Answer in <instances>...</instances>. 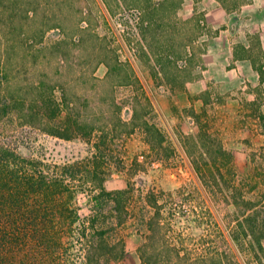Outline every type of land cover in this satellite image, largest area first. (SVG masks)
Here are the masks:
<instances>
[{"label":"rangeland","instance_id":"374dc122","mask_svg":"<svg viewBox=\"0 0 264 264\" xmlns=\"http://www.w3.org/2000/svg\"><path fill=\"white\" fill-rule=\"evenodd\" d=\"M214 5L227 12L235 40L251 35L250 54L264 80V29L253 26L264 19V0H0L2 106L10 88L26 104L46 80L56 85L58 121L69 118L74 125L88 115L98 125L118 118L131 122L132 103L140 102L148 106L139 113L165 137L153 147L141 129L120 134L101 146L96 163L97 132L71 139L52 135L43 130L49 124H21L20 105L10 109L9 102L0 141L34 160L24 166L50 180L75 174L63 185L51 181L44 191L25 196L24 210L34 211L61 242L55 250L22 247L17 256L25 264H141L143 255L155 261L159 232L185 255L180 264H264V249L232 238L242 232L239 221L249 205L260 213L256 225L264 222V83L223 93L208 81L200 107L185 90L213 40L216 29L206 13ZM62 87L67 99L82 106L78 111H66ZM208 150L212 157H202ZM101 185L127 191L121 212L111 211L113 204L98 211L94 196ZM94 215L109 248L88 246Z\"/></svg>","mask_w":264,"mask_h":264},{"label":"trees","instance_id":"16d2710c","mask_svg":"<svg viewBox=\"0 0 264 264\" xmlns=\"http://www.w3.org/2000/svg\"><path fill=\"white\" fill-rule=\"evenodd\" d=\"M61 42L60 45H69V43H65V41ZM66 66L69 67L70 65L66 64ZM111 68L112 67H110V70ZM41 83V86L37 85L38 88H40L37 95L32 96L31 102L26 104H24V102H20L18 98L14 96V90L16 88H10L9 91H6L3 96V106L0 103V119L7 112L9 113L7 108L10 105L8 104L9 102H12V106L9 107L10 109L14 108L16 110L20 105L21 111L19 114L22 115L21 120H23V122H21V124L23 125H33L35 121L39 122L41 125L49 124L50 129L43 130L64 139H71L80 133L92 135L97 132L99 134V141H97L94 146L98 153L93 156V160L96 163H98L96 159L103 151H101V148L107 147L110 139H117L120 134L132 133L135 129H141L145 134L147 142L153 147L162 146L165 142V137L161 129L153 123H150V121L144 117V114L139 113V108L145 110L146 106H148H145L140 102H138V104L132 103L134 113L131 122L118 118L119 121L105 122L104 124L98 125L97 122L99 121H96V118H89L88 115L83 118L78 117L75 120L74 125L69 118H65L62 122L58 121V112L61 111L60 109L62 108H60L61 105L58 104L56 99L53 97L54 87L56 85H51V82L49 81L47 83L46 80L41 81ZM33 84H35V82ZM67 84L68 87H73L72 84ZM61 86H63V83ZM62 92L63 98H66L64 107L69 114H71V111L76 112V110L78 111L80 107H82L73 99H67L68 93L65 90V87H62ZM78 106H80L79 109ZM119 108H122V103ZM130 125L132 126L131 128ZM119 127L125 128V132L122 131V129L121 131L118 130ZM201 156L212 157L210 150L207 152L203 151ZM24 164H30V166H33L34 160L23 158L0 141V264H25L24 260L19 259L17 256L19 250H21L24 246H37L44 244L47 245L48 248H54L55 250L56 246L59 247L61 244V242L58 241L57 236L52 237L49 232L50 229L46 227V223L43 224L44 226L42 227L40 219L36 216L34 211H29V213H27L24 210L26 202L25 196L47 189L48 187H44V185L51 181L56 186L63 185L67 176L75 178V174L70 175L69 173H62L61 179L57 177V179L50 180L49 177L43 173V171L35 169V167L31 169L24 166ZM64 170L69 172L68 167H65ZM99 188V193L94 196V201H96L98 211L102 212L108 205L113 204L110 205L111 211L121 212L123 209L122 202L127 191H107L103 185ZM6 189L9 190L8 195L11 196L7 201L4 200L6 197ZM251 206L252 205H249L243 210L244 218L239 221V226L241 227L242 232L234 233L232 238L237 244L241 240L249 239L250 245L255 249V251L259 249L263 250L264 222L260 227L256 225L259 217L258 214L260 213L255 212ZM248 210L254 212L248 214ZM98 222V216L94 215L89 218L88 229H90V237L88 239V246L97 250L103 249L104 247L109 248L110 245L105 238L103 227H99L97 224ZM83 235L87 236L86 230ZM156 238H159L157 243H159V246L161 247V250L154 255L157 260L153 261L151 257H145V255H143L144 259H142L141 264H146V262H149V264H180L179 260L184 259L185 257V255H182L181 249L176 246H172V243L168 241L165 233L159 232ZM123 250L124 247L122 251ZM164 253H167L170 258L161 259L160 256L164 257ZM99 255L106 256L104 254ZM172 256H175V258L173 259ZM211 256H213V254H211Z\"/></svg>","mask_w":264,"mask_h":264},{"label":"crops","instance_id":"0c3cea01","mask_svg":"<svg viewBox=\"0 0 264 264\" xmlns=\"http://www.w3.org/2000/svg\"><path fill=\"white\" fill-rule=\"evenodd\" d=\"M222 13H225V15ZM206 15L208 16L207 20L211 26L210 28H214L216 31L211 36L213 40L207 46L208 50L200 54V65L196 63L192 69L193 77L184 83L185 90L190 95L195 96L194 103L196 106L202 102L201 96L208 88V81L217 84L218 89L223 93H232L244 83L248 87L249 85L252 87L256 85L260 86L264 83V80L260 79L263 71L252 54H250L251 42L247 39L251 35L247 33L248 37L245 41L235 40L232 36L233 31L229 29L232 26L227 21V12L222 11L218 5L208 8ZM253 26L264 29V19H258V22L254 23ZM259 42L264 47L262 32L260 33ZM239 46L242 47L243 53L238 49ZM262 68L264 69V66ZM227 99V101H239L237 97L232 96H228ZM238 105H241V103Z\"/></svg>","mask_w":264,"mask_h":264}]
</instances>
